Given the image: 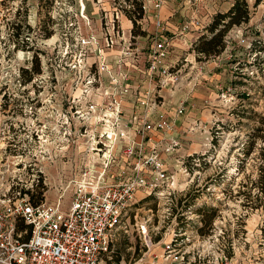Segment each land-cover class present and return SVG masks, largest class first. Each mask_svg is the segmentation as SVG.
Wrapping results in <instances>:
<instances>
[{"label": "rangeland", "instance_id": "obj_1", "mask_svg": "<svg viewBox=\"0 0 264 264\" xmlns=\"http://www.w3.org/2000/svg\"><path fill=\"white\" fill-rule=\"evenodd\" d=\"M233 1L0 0V193L19 192L67 210L82 167L102 154L91 143L97 132L85 129L75 112L87 109L86 67L94 57L75 39L100 38L105 21L118 11V25L128 34L130 21L143 49L160 19L169 39L166 63L180 74L162 94L185 107L174 155L197 162L183 163L172 196L136 194L127 227L118 231L103 263L147 264L148 239L152 248L156 240L170 239L173 226L197 222L208 227L205 236L224 227V238L188 243L187 249L264 262V161L255 129L264 117V0L256 6L247 0L250 17L225 33L221 53L206 58L195 49L201 36H211L214 16ZM136 3L142 15L134 24L127 15L137 16ZM72 62L75 69L68 66ZM36 64L39 74L33 72ZM201 210L208 212L201 216Z\"/></svg>", "mask_w": 264, "mask_h": 264}, {"label": "built area", "instance_id": "obj_2", "mask_svg": "<svg viewBox=\"0 0 264 264\" xmlns=\"http://www.w3.org/2000/svg\"><path fill=\"white\" fill-rule=\"evenodd\" d=\"M82 18L90 24L86 15ZM119 18L115 11L105 21L100 38L91 34L75 39L76 46L94 53L86 67L88 106L83 113L75 112L81 114L85 129L97 132L91 143L102 154L82 167L66 211L19 192L0 193V264H104L103 254L109 252L118 231L127 227L136 194L159 199L178 190L167 156L178 149L179 142L169 133L185 107L179 104L173 113L165 108L162 90L180 80L179 70L166 63L169 39L157 19L158 30L142 49L118 25ZM68 66L76 68L73 62ZM139 230L146 235L144 226ZM218 230L198 237V242L218 240L226 229ZM189 240V235L174 231L162 244L161 259L175 264H255L224 251L187 249L183 242Z\"/></svg>", "mask_w": 264, "mask_h": 264}, {"label": "trees", "instance_id": "obj_3", "mask_svg": "<svg viewBox=\"0 0 264 264\" xmlns=\"http://www.w3.org/2000/svg\"><path fill=\"white\" fill-rule=\"evenodd\" d=\"M262 0H253V6H256ZM137 16L134 17L131 13L127 16L135 24L136 18H140L142 15L141 3H136ZM250 17L249 3L247 0H234L230 8L224 13H217L211 24L208 26V31L211 36L207 38L206 36H201L198 43L195 46L196 51L204 57H209L211 55H218L221 53L225 47L223 36L233 25H239L242 22H247ZM132 34H136V31L132 29ZM18 37V33L16 32ZM26 71V70H23ZM33 72L39 74L40 67L36 64L33 68ZM28 77V80H30ZM256 132L259 133L258 136L261 137L262 145L259 148L258 155L264 161V117L261 118L260 124L255 128ZM253 145V139L249 141V148L247 152L249 153ZM261 188H264V179H261Z\"/></svg>", "mask_w": 264, "mask_h": 264}, {"label": "crops", "instance_id": "obj_4", "mask_svg": "<svg viewBox=\"0 0 264 264\" xmlns=\"http://www.w3.org/2000/svg\"><path fill=\"white\" fill-rule=\"evenodd\" d=\"M125 24H126V31H128L130 33V29H131L130 21H128V24L127 23H125ZM164 99H165V97H164ZM173 107H175V106L171 102H168L165 99L166 110H168V112H170V113H173ZM181 122H182V119L179 116L175 117V129L173 130V132H171V134H169V136H171V137L176 136L177 137V134H179L178 129L180 127ZM180 149H182V147H180ZM188 160H191V161H188ZM167 161L170 164V169L175 170L174 178H175V181L177 182V177L181 176V174L183 173L182 170L184 169V167H182L180 164L181 163H189V162L193 163L194 161L197 162V159H194V158L190 159L188 157V155H187V157L184 155H174V156H167ZM146 196H151V198L157 199L154 195H146ZM200 212L202 213L200 215L203 216V214H206L208 212V210L207 211L201 210ZM207 229H208V227H205L201 222H197V225L191 224V226L188 223H186V224L181 225V226H173L172 233L174 231H176L182 235H189L190 240L183 242L185 244V247H187L186 244H188V243L194 244V243L198 242V237L204 238L205 237L204 233H205V230H207ZM172 233L170 234V238H171ZM164 242H166V241H164ZM164 242H162L161 240H156L154 243H152V245L154 244V247L150 248V246H149V256H148V258L147 257L145 258V259H147L145 261L147 264H175L173 262L164 261L161 259L162 244ZM145 253H147V252H145Z\"/></svg>", "mask_w": 264, "mask_h": 264}]
</instances>
